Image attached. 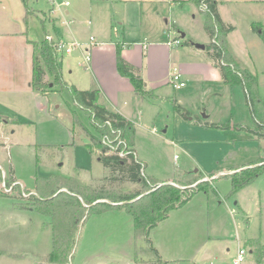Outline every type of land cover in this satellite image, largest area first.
<instances>
[{
	"label": "rangeland",
	"instance_id": "1",
	"mask_svg": "<svg viewBox=\"0 0 264 264\" xmlns=\"http://www.w3.org/2000/svg\"><path fill=\"white\" fill-rule=\"evenodd\" d=\"M45 1L39 0L37 6L43 7L40 9L44 10L49 6ZM141 1L142 36L153 37V24L150 23V30L145 22L148 15H154L157 9L163 16L161 23L165 18L171 26L169 32L168 28L165 29L166 34L160 32V39L166 41L174 36L180 38L181 44L175 46V49L181 46H195L196 43L205 45L206 41H209L203 25L206 17L202 4L198 5L194 0ZM216 2L223 21L234 27L227 38L230 50L258 76V92L264 97V42L251 29L252 22L264 25V0ZM94 3L103 7H100L99 12L97 10L93 13L95 22L87 26L98 29L103 27L106 21V12L117 14L120 18L124 15L126 18L138 12L140 7L135 3H122L120 0H94ZM72 6L73 0H70L69 8ZM56 16L61 18V14ZM112 25H116V22ZM85 28L83 38L88 40L91 32ZM40 29L38 39L43 38L45 34L44 29ZM45 29L54 39L72 40L63 37L65 24L60 21L55 25L56 31L48 24ZM182 33L185 35L182 36ZM77 50L80 49L75 48L70 54L56 52L58 61L64 63L67 58L76 55L78 52L74 51ZM199 51L200 55L207 54L206 50ZM80 57L75 59L72 75L64 73V79L69 86L61 91H49L46 95L45 111L30 113L29 119L33 122L25 120L26 123L19 126L12 124L9 135L11 140L8 141L10 146L0 147V196H5L6 193L14 199L16 229L6 232V236L13 237L17 242V264H48L47 255L52 249V219L36 211L37 205L33 203L31 195L42 198L37 192L42 189L41 180L51 175L77 177L96 192L102 191L106 198L95 199L92 204H118L121 202L114 201L118 195L140 192L144 194L148 192L149 186L152 190L170 180L174 181L178 188L201 189L191 197V202L184 204L178 212L170 213V219L157 229L165 249L169 251L164 259L161 258V262L156 261L149 252L136 250L132 217L124 210L110 209L99 213L98 211L102 210L99 208L86 216L84 222L79 223L71 257L63 264H232L238 248L246 251L243 260L238 264H264V171L248 186L231 195V180L225 176L226 173L230 174V165H238L241 168L237 170H240L259 157L264 159V139L255 138L256 144L231 149L229 158L219 164L216 162L221 160L214 159L219 158L223 152L219 146L208 145V152L196 151L192 157L177 141L181 138V133L184 137L188 136L184 139L190 142H195L196 138L203 136H200L195 128H191L198 124L204 127L203 114H211L209 120L218 124L226 123L229 119L237 124L235 119H242L245 125L253 126L254 121L248 110L242 86L234 85L233 91L228 95L225 93L224 97L216 96L212 92H202L201 96L199 92L212 85L207 86L200 84L201 81H187L184 78L183 87L174 89L165 84L159 91H154L153 94H158L159 98L147 101L155 103L156 114L150 111L148 117L142 121L145 127L138 129L135 138L142 152V172L151 180L161 183L151 181L148 187H143L140 183L127 180L121 183L111 182L106 180L110 174L108 168L96 159L99 152L93 149V155L89 154V140L81 128L75 124L73 132L71 131L74 118L72 110L78 120L93 131L88 114L75 102L70 91L72 85L76 87L75 82L71 80L79 81V78H84L89 81L91 78L88 62L84 60V56ZM46 79L48 80V75ZM163 92L171 97L161 98ZM176 96L181 99L180 104L185 111L190 112L188 118L174 111L171 101L176 100ZM166 125L168 129L164 132ZM186 127L192 130L189 131ZM228 129L231 134L245 135L231 127ZM173 139L177 141L176 145L170 142ZM191 163L194 165L191 166ZM221 170L223 174H219ZM210 174L214 176L213 186L210 183ZM9 178H13L10 183L7 182ZM204 189L207 191H202ZM4 204L5 201L0 200V205ZM28 208L33 212L28 211ZM0 210L5 211L6 206H0ZM179 218L182 225L176 228L180 225ZM0 221L6 222L5 217L0 218ZM149 237L151 239V235ZM136 246L146 247L145 239L137 240ZM257 256L261 257L259 262L256 260Z\"/></svg>",
	"mask_w": 264,
	"mask_h": 264
},
{
	"label": "crops",
	"instance_id": "2",
	"mask_svg": "<svg viewBox=\"0 0 264 264\" xmlns=\"http://www.w3.org/2000/svg\"><path fill=\"white\" fill-rule=\"evenodd\" d=\"M38 1L39 0H0L1 148L10 146L8 145V141L10 142L11 140L9 135L10 126L12 124L19 126L23 124L25 120L29 123L33 122L29 119L30 113L36 112V114H38L45 111L46 95L52 91L42 93L38 90H34L32 87L31 78L33 73L32 61L34 56V47L31 42L44 39V36L41 39L37 38L38 32L41 30L40 27L44 29L45 34L49 33L48 31L46 32V24L55 29V25L59 23V21L64 23L62 17H65V19L69 21V24H65V35L63 37L68 40H77L86 45L89 38L88 40L84 39L83 32L86 29L85 27H87L91 32L90 36H93L95 39V43L90 48V60L88 61L90 70L89 75L91 77L90 80L88 81L84 78H79V81L70 79L71 82L74 81L76 87L80 89L83 88L82 90H84V88H98L100 91L98 101L101 104L105 105L106 108L108 107L109 109L118 112L133 122L135 141L133 139L132 144L129 146L134 148L136 158L141 163L142 152L138 147L135 137L138 133V129L140 127H145V123L142 121L145 117H148L150 111L156 114V105L155 103L151 104L147 101V99L139 96L134 91L130 80L119 74L117 70V62L115 60L117 45L121 47V56L138 69L140 77L144 80L145 88L150 89L153 92H156V90L159 91V89H162L165 84L173 87L170 83L169 75L175 67L181 73V77L183 79L185 78L187 81H201L200 84L204 83L207 86L212 85L201 90L199 92L201 96L203 95L202 92H212V94H215L216 96L224 97L225 93H227V95L228 93L230 94V92L233 91V86L236 85L230 83L225 84L220 76L218 68L215 66L213 59H211L208 54L200 55L201 52L199 50H205V48L201 49L192 45L185 47L181 46L179 49H175V47L169 46L164 39H160V32H162L163 35L166 34L165 29L168 28L167 32H169L171 26H169V21L165 18H163V23H161L163 16L158 13L157 9L154 15H148L145 22V25L149 26V28L151 27L150 23H152L155 27V29L153 27L154 32H152L153 37L150 36L146 38L145 36H142L141 0H120L122 3H135L138 6L140 5L138 12L133 13L126 18L124 15L120 18L117 14L106 12L107 17L105 23L103 24L104 28L101 26L99 27L100 29L93 26H87V24L89 25L95 22L93 20V13L97 10L99 12L101 10L100 7H103L100 6V4L96 5L94 0H73V6L70 8L68 7L66 9L67 13L65 15H61V18H58V16H55L54 14L51 15L50 12H48L49 6L45 7L44 10L40 9L43 7L37 6ZM143 1L146 2V0ZM147 1L149 2L150 0ZM45 3L47 2L45 1ZM182 4L183 2L179 5L181 6ZM27 10H29L30 13H28ZM94 18L96 19V17ZM111 22L112 24H115L116 22V25H112ZM172 24L174 23L172 22ZM132 31L135 35L132 34ZM232 31L227 33L226 41ZM209 41H206L205 46L209 44ZM75 52L78 53L76 55H72L71 57L69 56L70 58H67L64 61L65 64L62 61L59 62L57 59L61 68V76L66 82L67 80L64 79V73L71 76L74 70L73 67L75 59L79 58L80 55H84L82 49L74 51V53ZM46 77L47 73L44 74L43 80H47ZM79 83L83 85L81 86ZM67 84L69 86L68 82ZM165 90L166 88L163 91ZM70 91L72 90L70 89ZM167 94L168 93L163 92L161 94L162 96L160 94L159 95L161 98L171 97ZM176 97L177 102L181 103V99L178 98V96ZM230 116L233 118L232 114ZM210 117L211 114H208L203 122L210 123ZM235 120V122L245 125L244 120ZM191 128H195L194 130L199 132L200 136H203L200 139L196 138L194 140L195 142H190L185 141L184 138L188 136L184 137L183 133H181V138L177 139V141L180 142L179 144H182L192 157L195 155L196 151L208 152V145L216 147L219 146L220 149L222 148L224 153L222 152L219 158H214L215 160H221L216 162L218 164L227 157L229 158L231 149H239L247 144H256L255 136L249 132L239 131L240 133H245V135L240 136L238 133L231 134V130L226 131L216 128H204L199 124ZM167 129L168 125H166V128H164L163 131L166 132ZM186 129L189 131L192 130L189 129V127H186ZM14 130L15 128L12 131ZM231 139L233 140L230 141ZM4 140L7 142L3 143L2 141ZM170 142H173L174 145H176L174 139ZM89 154L93 155L92 151L89 150ZM96 159L99 161V156H96ZM193 165L194 164L191 163V166ZM230 166L232 168H230V171L228 172H232L235 170L234 168H241L238 165ZM223 173L224 172L221 170L219 174ZM213 178L214 176L209 178L212 186L214 181ZM167 183L175 185V182L171 180ZM192 199L193 198L188 200L185 205L188 202H191ZM0 200L5 201L6 203L4 205H0L6 206L5 211L0 210V218L5 217L6 221H0V264H17V242L13 237L12 239L6 236V232H12L16 229L14 199L13 197H9L5 194V196H0ZM185 205L183 204L177 209L170 210L167 217L162 219L161 222L149 231L152 244L159 252L162 259L165 258L166 253L169 251L165 249V246L160 238L161 234L157 232V229L162 223L170 219V213L178 212ZM27 210L33 212L31 208H28ZM179 221H181L180 218L178 223H180ZM181 225V223L180 225L178 224L176 228H180Z\"/></svg>",
	"mask_w": 264,
	"mask_h": 264
},
{
	"label": "trees",
	"instance_id": "3",
	"mask_svg": "<svg viewBox=\"0 0 264 264\" xmlns=\"http://www.w3.org/2000/svg\"><path fill=\"white\" fill-rule=\"evenodd\" d=\"M193 1V0H192ZM198 5L205 7L204 29L210 38L209 44L205 50L215 66L218 68L220 76L225 84H239L245 93L246 104L252 115L253 126L235 124L229 119L226 123L205 122L206 128H217L220 130L233 129L249 132L255 138L264 139V97L258 92V76L251 72L248 66L232 53L229 48L226 35L234 29L233 25L224 23L216 7V0H194ZM28 13L29 10H27ZM251 29L264 42V25L259 22H252ZM34 47L33 56V73L32 87L42 93L49 91H61L68 87V84L61 76V68L57 61L56 50L45 39L31 42ZM117 70L121 76L127 77L132 83L134 91L144 99L157 100L159 97L153 94V91L145 88L143 78L140 77L138 69L121 56V47L116 48ZM44 66V67H43ZM47 73L48 80H43L44 74ZM75 102L80 106L90 119L92 130H89L81 123L74 110L73 125L81 128V131L88 137V149H96L99 152V161L102 166L108 168L110 174L106 180L111 182L130 181L140 183L143 187H148L152 181L142 171L144 165L136 158L132 144L135 130L131 120L122 116L116 111L106 108L99 100V89H75L71 91ZM173 109L188 118L190 112L180 105L177 100H172ZM116 131V132H114ZM119 134L120 138L127 143V151L124 156L118 154L119 149H108L102 142L103 137L109 135L113 138ZM264 159L260 157L256 161L247 163L246 168L230 172L225 176L231 180V189L229 194L235 193L240 189L252 183L264 171ZM254 164V165H253ZM210 176H212L210 174ZM13 178L7 180L12 182ZM196 182V180H194ZM191 182V183H194ZM41 190L37 191L42 198L38 199L31 195L33 203L37 205L36 211L50 216L52 249L48 252V264L67 263L71 257V251L74 246L75 233L78 225L84 222L95 211L102 209L100 212L110 209H122L126 214L132 217L133 234L135 237V247L137 251L149 252L158 262H161V256L155 249L149 237V231L155 227L172 209H177L185 204L191 197L201 189L199 187L181 188L171 183H163L161 186L144 193L133 195H118L114 201L125 202L122 204H113L106 202H97L92 204L95 199L106 198L102 191L96 192L89 184H85L77 177L66 178L64 176H47L41 180ZM64 188V189H63ZM207 191V189L202 190ZM6 194V193H5ZM136 198V199H134ZM131 199H134L131 201ZM92 204V205H91ZM86 205H89L87 207ZM91 205V206H90ZM104 207V208H101ZM88 214V215H86ZM141 238L145 239L146 247H137L136 241ZM261 257L257 256V261ZM164 261V260H163Z\"/></svg>",
	"mask_w": 264,
	"mask_h": 264
},
{
	"label": "built area",
	"instance_id": "4",
	"mask_svg": "<svg viewBox=\"0 0 264 264\" xmlns=\"http://www.w3.org/2000/svg\"><path fill=\"white\" fill-rule=\"evenodd\" d=\"M46 2L49 5L48 12H50L51 15L54 14L55 16L56 14L65 15L67 13L66 9L70 6V0H46ZM62 20L64 24H69V21L65 19V17H62ZM44 39L54 47L56 52H65L67 54H70L75 48L82 49L84 53V60L86 62L90 60V48L95 43V39L93 36H90L89 41L86 45L73 39L71 41H65L62 38L54 39L49 33H46L44 35ZM166 43L171 47H175L181 44V40L178 37H174L166 40ZM169 78L170 83L175 89L183 87L185 85V82L181 77V73L176 67L170 73ZM102 142L110 150L119 149L118 147H120V149L118 150L119 155L124 156L126 154L127 143L125 140L120 138L119 134H116V136L113 138H110L109 135H106L103 137ZM245 253V249L238 248L237 255L233 258L232 264H238L240 261H242Z\"/></svg>",
	"mask_w": 264,
	"mask_h": 264
},
{
	"label": "water",
	"instance_id": "5",
	"mask_svg": "<svg viewBox=\"0 0 264 264\" xmlns=\"http://www.w3.org/2000/svg\"><path fill=\"white\" fill-rule=\"evenodd\" d=\"M182 36H184V33H182L181 34ZM196 47H198V48H201V49H204L205 48V45L204 44H199V43H196V45H195ZM72 89L73 90H75L76 89V87L74 86V85H72ZM203 116H204V118H206L207 117V115L206 114H203ZM197 183V182H196ZM196 183L194 184V185H196ZM143 194H141V195H139L138 197H136V198H139V197H141ZM136 198H134V199H136ZM134 199H131V201L132 200H134ZM122 203H124V202H121V203H118V204H122ZM117 204V203H116ZM86 206H89V205H86Z\"/></svg>",
	"mask_w": 264,
	"mask_h": 264
}]
</instances>
